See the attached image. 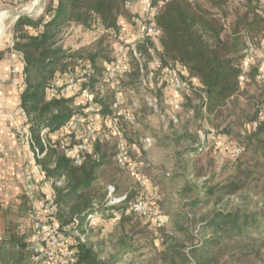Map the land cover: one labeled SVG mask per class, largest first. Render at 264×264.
<instances>
[{"label": "trees", "instance_id": "obj_1", "mask_svg": "<svg viewBox=\"0 0 264 264\" xmlns=\"http://www.w3.org/2000/svg\"><path fill=\"white\" fill-rule=\"evenodd\" d=\"M129 1L50 0L39 18L16 19L11 49L20 52L25 63L26 87L21 105L31 120L32 137L41 149V129L59 130L75 112L70 100L47 97L46 87L57 75L71 74L80 62L97 69L96 62L104 57V38L111 32L117 35L124 28L133 29L134 15L126 6ZM162 1L155 17L160 30L159 50L146 37L139 44L142 57L146 62L158 57L159 67L151 69L157 84H165L164 71L171 62L186 71V75L179 71L180 75L190 79L194 89L185 94L182 106L191 107L193 119L203 121L224 142L239 149L237 156L232 155V171L216 181L202 162L210 156L208 151H201L197 133L170 132L167 138L173 142L178 166L184 175L199 183L185 187L186 193L193 191L192 197L184 198L178 212L165 210L168 222L175 219L173 227L168 228V223L146 221L141 215L125 211L137 194L132 188L123 187L125 170L114 159L113 140H96L80 165L48 148L40 164L50 177L63 180L54 193L57 219L62 224L77 222L82 229L89 213H101L102 219L120 213L107 237L100 238L99 232L93 234L91 228L84 242L74 244L75 264H122L129 255L134 259L126 264H264V118L260 117L264 105L255 97L240 101L247 85L264 83L256 79L263 70L257 57L245 82L238 80L248 45L258 44L264 29L259 0ZM71 24L100 35L93 41L84 40L77 49H65L63 37ZM132 63L131 75L137 76L138 64ZM195 100L197 103H193ZM208 163L211 165V158ZM109 185L115 187L116 194L125 193L126 199L104 206ZM231 197H236L238 203L225 209L223 203ZM211 205L206 216L202 215ZM154 239L159 240L158 246ZM142 241L151 244L148 256L139 249Z\"/></svg>", "mask_w": 264, "mask_h": 264}, {"label": "built area", "instance_id": "obj_2", "mask_svg": "<svg viewBox=\"0 0 264 264\" xmlns=\"http://www.w3.org/2000/svg\"><path fill=\"white\" fill-rule=\"evenodd\" d=\"M139 1L141 5L142 15L141 18L136 19L132 17L133 26L132 30L124 28L117 35L111 32L119 41L117 42L116 53L114 59L108 63L102 72V77L105 80H115L120 78L122 74L126 73L128 68L123 65L125 52L130 49L129 44L141 43L146 37L157 38L160 35V30L156 26L155 17L159 9L163 5V1L159 0L154 3L152 0H131L126 3L127 8H131L134 2ZM13 39L10 41L9 46L12 47ZM251 49V50H250ZM248 51L254 52L256 55H251ZM128 52V51H127ZM133 56L137 57L135 48L131 49ZM153 55V52L151 53ZM258 59L262 66V71L257 74V80H264V29L259 38L258 44H250L249 49L241 62V73L238 76L240 83H244L246 74L251 67V64ZM160 65L158 57L151 60V69L157 68ZM92 67L88 62H80L71 74H65L64 77L57 75L48 84L45 90L47 97L62 96L64 85L67 84L74 93L85 98L84 109L82 112L76 111L71 116V119L65 124L64 127L56 131H51L49 127H43L39 133L40 142L43 145L42 151L37 147L32 137L29 127L20 126L15 124L14 130L21 144L27 143L33 147V155L36 159L44 156L48 148L56 149L62 152L65 157L75 165H80L83 162L84 155L90 152L96 140H113L115 143L114 159L116 163L128 173L135 183L140 186L146 183V177L142 173L144 166L143 158L140 154L135 157L132 156L130 146L125 138L124 129L121 126V121L131 120L132 113L126 112L121 108L123 104V97L121 93H117L113 100L112 118L107 124L106 129H101L94 120H91V115L96 111L88 87L84 83H88L92 75ZM176 62H171L165 69L163 80L167 86L172 88L177 95L171 101L170 111L168 112L171 121L177 120V113L181 109V105L185 94L194 89L190 79L182 78ZM12 74H15V69H12ZM115 76V77H112ZM155 85V84H154ZM162 85V81L155 86ZM150 92L152 89L147 87ZM147 98V97H146ZM147 106L152 109L154 113H160L158 110V97L155 95L149 96L147 99ZM190 113H192L190 111ZM1 116V113H0ZM22 118L27 121L25 112L21 113ZM13 118V116H11ZM260 117L264 118V109L260 113ZM207 134V133H206ZM209 138L214 140L216 148L232 151L233 156H237L239 149L231 144L224 142V138L217 132L210 130ZM202 140H204L202 138ZM145 147L148 146L147 139H144ZM200 146H203L200 143ZM1 150V148H0ZM26 156H22V160L26 161ZM36 162L32 161L30 167L27 168L25 174L24 191L28 199L31 201L29 210V219L31 223V240L28 244L29 260L31 264H75L76 262V248L74 244L84 242L87 234L92 228L93 218L100 215V213H89L85 219V223L80 229L77 222H69L62 224L57 219L58 205L54 199V193L50 192L48 195H41L36 197L37 193L41 191L45 185L57 186L61 185V180H56L50 177L44 170L38 176H35L34 167ZM37 166V165H36ZM41 168V167H40ZM141 192V191H140ZM138 196L135 200L128 203L125 208L126 212H134L145 218L146 221H154L164 223L167 217L154 207L152 204L143 198L144 193ZM126 199V194H116V189L113 185L107 186L105 205L111 206L121 203ZM120 218V213L116 212L114 219Z\"/></svg>", "mask_w": 264, "mask_h": 264}, {"label": "rangeland", "instance_id": "obj_3", "mask_svg": "<svg viewBox=\"0 0 264 264\" xmlns=\"http://www.w3.org/2000/svg\"><path fill=\"white\" fill-rule=\"evenodd\" d=\"M233 1L234 3H237V0ZM49 2L50 0H0V13L5 10L13 11L11 16L4 19V28H2V31L0 30V49L5 48L4 46L8 45L14 37V24L16 21L14 16L16 12L28 13V17L37 19L45 14V9ZM258 5L259 11L264 14V0H259ZM138 12L133 13V15L139 21L142 15L141 8ZM80 32L83 33L82 31H75L71 33V35L67 33L64 35L63 44L65 49H72V47H74L73 49H76L77 45L82 43V35ZM84 33L85 36L83 41L85 39V42L89 40L93 41L95 38H97V35H100L98 34V31H93V33L91 31L89 33L85 31ZM148 38L151 39L153 43H157V38ZM118 41L119 40L114 35L111 33L108 34V36L104 38L102 44L104 49L103 55L105 58L99 57L98 61L96 62L97 69L90 64L93 73L88 83H84V85L88 87L91 95L93 96V102L96 107V111L93 113V115H91V120H94V122L100 125L99 127L101 129H106L107 124L112 118V104L115 95L117 93H121L124 101L121 105V108L126 112L130 111V113L133 115V118L130 121L123 119L121 121V126L124 129L125 138L130 146L132 156L135 157L136 155L140 154V157L144 158L142 173L146 177V183L144 185H135V182L132 181L129 176H127L128 173L126 174V172H123V187L125 188L126 186L128 189L134 187L133 190L135 189L134 191L137 196L138 192L140 191V195L144 193V196L142 197L145 198L149 204H152L154 207L159 209L161 214H164L167 217V213L165 212L166 209L168 212L172 211L174 214L175 212L179 211V208L183 203L182 201L189 200L188 197H192L193 191H191V193H186L185 187H194L195 184L199 183V181L195 182L193 179H191L190 176L187 177L184 175L182 168L178 166L179 163L177 157L173 152V142L171 139L167 138L170 132L172 133V131H174V133L180 134L183 131H187L190 134L197 133L198 139L203 145L200 148L201 151L204 153L208 151L212 160L210 165V163H208V159L210 158L207 156L202 162L207 169L208 174L215 175L216 181L224 179L228 174L231 173L233 159L231 154L232 151H224L223 149L216 148L214 140L209 138V133L212 128L208 127L203 121L199 119H193V109L191 107L184 109V107L181 105V109L177 113V120L171 121V118L168 117V112L170 111L171 101L175 98L177 92H175L170 87L164 91L165 86L163 85H159L158 87L155 86L157 83L152 79L153 72L151 71V60L146 62L145 58L142 57V52L139 49L140 43L129 44L128 47L130 49L127 50L128 52H125L123 65H126V68H128L126 73L122 74L120 78H117V82H115V80H105L102 77V72L104 67L114 59ZM92 46L93 44H91V47ZM249 47L250 45H248L247 50ZM132 48H135L137 51V57L133 56L131 53ZM248 52L251 55H256L252 51ZM132 62L138 64L139 74L137 76L131 75ZM184 71L185 70H182L183 73ZM63 78L65 79V77ZM67 86V84L64 85V96L67 95V91L70 89ZM147 87H150L152 92H150ZM244 90L246 91L245 94L241 96V103L244 102V98L255 97L261 100V105H264V83H251L247 85ZM152 95L158 97L157 108L160 113H154L152 109L147 106L146 99ZM197 101L198 100H195L193 103H197ZM103 104L106 106V108H103ZM143 104H145L147 109H149L150 117L146 118L143 123L138 125L137 133H140L139 137L141 139H147L148 146L145 147V149H149L146 151L140 149L136 152V149L130 143V139H132L131 136L133 135V132H131V126L132 123L135 122L136 115L140 111ZM84 107L85 106H77L74 107V110L75 112H82ZM190 111L192 113H190ZM202 138L204 140H202ZM185 157L188 159V156ZM186 197L187 199L185 200L184 198ZM237 201L238 199L236 197H231L228 198L226 203L224 202L223 205L225 209H230L238 203ZM182 207L185 209L184 205H182ZM219 207H222V205L219 204ZM211 208L212 205L209 206L202 213V215L206 216ZM174 221L175 219L171 218L168 222L167 218L164 223H168L167 227L171 228V225L172 227L174 225ZM256 235V233H252V236ZM150 245L151 244L149 242L145 243L143 241L138 244L140 247L139 249L144 254V256H148V254H150Z\"/></svg>", "mask_w": 264, "mask_h": 264}, {"label": "crops", "instance_id": "obj_4", "mask_svg": "<svg viewBox=\"0 0 264 264\" xmlns=\"http://www.w3.org/2000/svg\"><path fill=\"white\" fill-rule=\"evenodd\" d=\"M140 8L141 5L134 2L133 6L130 8V13H136ZM12 12L13 11L5 10L1 12L2 14L0 13L1 31L3 30L1 29L2 25L4 28V19L11 16ZM29 30L32 32L31 29ZM65 30L64 35H66V33L71 35V33L75 31H82L83 33H80L83 43L85 31L82 25L71 24ZM80 45H77L76 49ZM154 45L155 48L159 50L158 42H155ZM4 47L5 48H1L3 51L0 58V264H31L28 251V244L32 235L29 219L31 201L24 191L25 174L27 168L31 166L30 163L32 161L36 162L34 167L35 176H38L44 169L40 164L42 158L36 159L33 155L32 145L27 143L21 144L14 130L15 124L22 127L27 126L29 128L32 125L26 112L27 121L21 116L22 111H24L21 105V95L26 87V80L23 74L25 63L23 62L20 52L11 49L12 47L9 46V44ZM73 48L74 47H72V49ZM12 69H15V74H12ZM185 72L186 71H184V73ZM192 80L197 82L196 78ZM166 89H169V87L165 86L164 91H166ZM68 91L66 96L63 95V98L70 100V105L73 108L84 106L85 98L83 96L79 95V93H74L71 89H68ZM11 116H13V118ZM148 117H150L149 109L142 105L140 111L136 115L135 122L132 123L131 126L133 135L131 136L132 139H130V143L136 149V152L140 149L143 151L149 149H145L144 139H141L139 137L140 133H137L138 125L143 123ZM40 145L43 146L42 143H40ZM37 147L42 151L39 145H37ZM23 155L27 158L25 162L22 160ZM127 176L134 181L129 174H127ZM99 182L100 180L98 179L97 183ZM136 184L137 183H135V185ZM56 187H60V185L53 186V188L45 185L44 188L37 193L36 197L48 195L50 192L55 193ZM169 212L173 214L172 211ZM105 213L106 212H104V214ZM116 221L117 220L111 217L102 219V214L100 213L99 216L93 218L92 233L99 232L100 238L101 236L107 237L114 230ZM154 244L158 246L159 240L154 239ZM132 259H134L133 256L129 255L124 259L122 264L129 263Z\"/></svg>", "mask_w": 264, "mask_h": 264}, {"label": "water", "instance_id": "obj_5", "mask_svg": "<svg viewBox=\"0 0 264 264\" xmlns=\"http://www.w3.org/2000/svg\"><path fill=\"white\" fill-rule=\"evenodd\" d=\"M20 16H29V14L24 12H16L14 17L17 19Z\"/></svg>", "mask_w": 264, "mask_h": 264}, {"label": "bare ground", "instance_id": "obj_6", "mask_svg": "<svg viewBox=\"0 0 264 264\" xmlns=\"http://www.w3.org/2000/svg\"><path fill=\"white\" fill-rule=\"evenodd\" d=\"M41 1H42V0H41ZM39 9H40V7H39ZM38 11H39V10H38ZM1 14H2V13H1ZM3 14H4V13H3ZM2 19H3V18H2ZM1 27L3 28V26H1ZM2 28H1V29H2ZM21 227H22V226H21Z\"/></svg>", "mask_w": 264, "mask_h": 264}]
</instances>
